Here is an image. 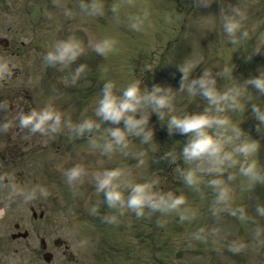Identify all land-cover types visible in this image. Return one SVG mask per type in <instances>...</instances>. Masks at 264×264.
Segmentation results:
<instances>
[{
    "label": "rangeland",
    "instance_id": "374dc122",
    "mask_svg": "<svg viewBox=\"0 0 264 264\" xmlns=\"http://www.w3.org/2000/svg\"><path fill=\"white\" fill-rule=\"evenodd\" d=\"M91 2L0 0V38L7 37L11 45L9 50L0 51V61L19 68L15 78L11 73L0 76V218L19 220L29 228L40 227L41 234L56 235L58 225L62 234L78 240L81 235H100L99 243L88 240L91 245L99 244V258L110 255L108 263L101 260V264H137L133 256V250H138L133 247L136 239L148 240L138 253L157 246L155 264L166 251L171 252L172 264H264V214L258 211L264 207V181L252 183L235 166L221 174L199 172L198 185L186 184L183 172L196 164L184 162L182 147L188 137L179 132L169 135L164 124L167 116L160 121L158 114L152 113L149 126L154 129L153 140L145 142L142 136L129 135L127 154L119 147L106 153L93 147L89 139L76 141V134L67 126L59 133L41 135L20 129L16 122L21 112L52 105L73 123L85 118L100 122L99 129L86 133L102 144L106 129L116 126L95 112L103 85L109 80L117 92L136 80L142 90L161 83L175 94L177 111H202L209 106L207 99L179 87L180 66L186 61L196 63L190 78L203 71L223 73L217 76L221 90L264 71V0H98L103 4V14L97 15L81 7ZM234 8L245 13L241 31L249 33L238 43L223 31V16ZM145 9L150 15L141 29L132 28L131 18L142 15ZM69 36L80 40L84 52L70 65H49L44 60L46 52L57 40ZM104 37L117 41L116 49L107 55L93 47ZM20 42H24L23 47ZM81 63L87 67L73 81ZM226 68H233V76L225 72ZM249 87L242 98L244 109L227 114L259 144L253 158L264 174V122L256 120L252 111L253 104L264 109V93ZM9 104L14 106L11 112ZM142 111L147 114L151 109ZM169 152L175 154L174 162L167 156ZM75 164L84 166L85 175L82 182L69 184L64 172ZM200 166L207 164L202 161ZM114 167L124 170L125 179L155 180L157 191L183 194L186 202L181 210H187L188 218L182 220L178 211L145 208L144 214L137 216L132 209H109L104 193L98 201L101 192L96 191L93 174ZM217 175L230 189L228 208L216 205L217 193L208 183ZM40 187L48 190L47 196L39 193ZM33 190L36 194L29 198ZM31 205L37 214L44 211L43 217L32 221ZM216 207L221 210L214 211ZM240 208L245 212L243 219ZM229 209H237L236 215ZM112 215L117 217L115 222L105 219ZM105 235L109 239H104ZM126 241L130 248L125 247ZM241 243L244 246L234 251L233 247ZM117 252L125 258L112 259Z\"/></svg>",
    "mask_w": 264,
    "mask_h": 264
},
{
    "label": "clouds",
    "instance_id": "9594fccd",
    "mask_svg": "<svg viewBox=\"0 0 264 264\" xmlns=\"http://www.w3.org/2000/svg\"><path fill=\"white\" fill-rule=\"evenodd\" d=\"M81 7L90 15L103 14V4L98 0L91 3H82ZM115 7L113 11H115ZM71 14V13H69ZM150 15L145 9L142 15L131 18L130 26L140 30L142 25ZM245 13L239 9H233L232 13L223 16V31L233 43H238L241 38L248 37L247 30L242 29V21ZM239 33V35H237ZM115 38L104 37L93 44L94 50L107 55L116 49ZM84 52V47L79 39L69 36L66 39L57 40L50 48L44 60L49 65H70ZM86 65L81 63L75 69L72 77L73 81L78 79L85 71ZM196 63L186 61L180 66L181 72L179 87L187 90L193 96L200 95L207 99L208 107L198 112H179L175 109V94L169 86L161 83H154L151 87L142 90L139 80L130 82L120 92L115 90L113 81H106L102 88V95L98 100L95 109L96 115L103 121H110L116 125L106 129V135L99 139L89 136L93 147H100L106 153H112L117 147L127 154L129 147V135L142 136L145 142L153 140L154 129L149 126V118L152 113L158 114L160 121L167 116L166 126L169 135L176 132L185 134L188 137L182 147V158L185 163L195 167H189L183 172V178L188 185H198L201 177L199 172L221 174L227 169L238 166L241 175L247 176L254 183L264 181V174L258 166L254 154L258 151L259 144L249 137L245 129L232 121L227 114L229 110H243L245 105L242 98L251 88L260 93H264V71L259 70L258 74L249 75L240 84L221 90L217 86V76L223 73L213 71H203L199 76L191 77ZM234 68V67H233ZM233 68L225 69L229 75L233 76ZM12 69L7 61H0V76L10 75ZM235 77V76H234ZM150 108L147 114L142 111ZM252 111L258 121L264 122V109L253 104ZM123 121V126L120 122ZM16 122L20 129H27L31 134H56L63 126H67L78 136H83L86 132L91 133L94 129L101 127L100 122L92 118H85L77 123L65 118L64 114L52 105H46L40 109H30L19 113ZM2 127H7L3 125ZM231 146V147H229ZM141 156L143 153L140 154ZM167 156L174 162L176 156L169 152ZM206 162L207 166H200V162ZM144 163L143 159L139 160ZM85 168L81 164H75L67 168L64 172L66 181L69 184L82 182L85 175ZM232 175L229 174V179ZM96 184V191L103 192L109 207L119 209H132L137 216L144 214L145 208L153 211L170 212L178 211L180 218L186 219L187 210H181L186 198L183 194L172 191H157L155 185L157 181H132L125 179L124 170L120 167L106 168L93 174ZM216 191L215 203L223 208L229 207L230 189L225 184L222 176L217 175L208 180ZM127 189V195L125 194ZM41 195L47 196L48 190L44 187L38 189ZM23 194V193H19ZM36 194V190L31 191L29 198ZM220 207L214 211H220ZM236 215L237 209H229ZM96 211L93 206L92 212ZM258 211L264 214V207H258ZM240 217H245L243 208L239 209ZM194 215V213H193ZM109 222H115V215L105 217ZM202 231V230H201ZM259 233V229L257 230ZM244 245L238 244L233 247L234 251H239Z\"/></svg>",
    "mask_w": 264,
    "mask_h": 264
},
{
    "label": "flooded vegetation",
    "instance_id": "af4514ba",
    "mask_svg": "<svg viewBox=\"0 0 264 264\" xmlns=\"http://www.w3.org/2000/svg\"><path fill=\"white\" fill-rule=\"evenodd\" d=\"M6 238V235L0 236V264H13V246ZM35 238L36 240L33 242V246H31L33 252L39 255L43 251H48L52 254L56 253V264H82L79 258V252L75 250L76 245H70L63 240L62 243H59V241H57V239H60L58 236H56V246L54 244V239L44 240L39 235H35ZM18 246H22V244H18ZM26 246L29 247V244L26 243ZM68 259H71L72 261L68 262Z\"/></svg>",
    "mask_w": 264,
    "mask_h": 264
}]
</instances>
